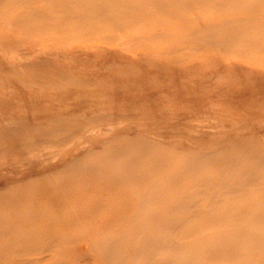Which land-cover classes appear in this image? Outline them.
I'll return each instance as SVG.
<instances>
[{"label": "bare ground", "instance_id": "6f19581e", "mask_svg": "<svg viewBox=\"0 0 264 264\" xmlns=\"http://www.w3.org/2000/svg\"><path fill=\"white\" fill-rule=\"evenodd\" d=\"M39 4L0 0V93L7 82L2 75L31 88L44 74L49 63L33 58L36 37L44 30H57L49 42L59 44L94 28L182 20L193 10L199 14L189 32L148 38L161 47L154 52L157 58L178 63L212 54L219 61L244 57L264 68V13L219 20L202 13L243 14L261 9L264 0ZM203 19L207 25L195 27ZM6 47L14 50L11 61L27 59L20 63L31 76L27 81L18 76V67L5 71L1 49ZM45 86L57 95L59 107H45L40 118L33 108L25 117L6 114L7 100L0 95V167L11 162L26 175L0 185V264H264L263 144L249 138L233 147L178 154L136 134L111 137L121 121L135 117L87 116L86 104L100 107L105 100L90 93L71 96L117 87L61 71L51 72ZM236 86L261 89L264 79L249 77ZM254 104L244 105L252 110ZM254 112H264V105Z\"/></svg>", "mask_w": 264, "mask_h": 264}, {"label": "rangeland", "instance_id": "374dc122", "mask_svg": "<svg viewBox=\"0 0 264 264\" xmlns=\"http://www.w3.org/2000/svg\"><path fill=\"white\" fill-rule=\"evenodd\" d=\"M34 1L39 4L42 0ZM198 12L190 11L183 15L182 20L163 17L123 29L115 26L109 29L105 26L102 30L94 28L59 44L49 42V39L59 35L57 30L38 33L36 40L39 44L33 58L38 64L44 61L49 64L44 74L37 76L31 88L18 85L15 77L2 75L7 80L0 93L7 100L6 112L3 111L8 115L25 117V111L33 108L40 118L45 107H59L57 95L47 89L45 83L51 72L61 71L70 73L79 80L87 79L104 86L117 87L111 89L100 86L96 90L72 93L71 96L73 98L90 93L95 99L105 100L100 107L95 103L86 104L84 110L87 116L101 117L122 113L135 117L134 122L121 121L118 126L120 131L111 137L137 135L178 154L182 150L233 147L237 140L249 138L264 145V112H260L263 113L261 115L254 112L260 105H264V88L252 90L236 86L240 80L244 81L249 77L264 79L263 67L246 63L244 57H227L224 61H219L209 54L174 63L172 59L157 58L154 54L161 47L148 39L153 33L189 32L194 26L191 19L197 17ZM202 13L213 20L231 16L254 18L264 13V7L243 14L231 12L208 16L207 11ZM205 25L207 23L203 19L195 27ZM108 35L112 39L106 38ZM137 41L144 42L140 44ZM13 52L11 47L1 49V54H6L2 57L6 61L3 65L5 71L18 67V76L23 80L28 79L30 74L20 66L27 59L23 57L20 61H11ZM151 61L158 63V67L150 65ZM249 102H255L250 106L252 110L244 105ZM78 112L83 111L79 109ZM99 141L100 138L97 139ZM95 148H102L100 142ZM11 164L13 163H9L10 167H0L2 187H6L14 179L26 176L22 175V168H14ZM34 171L36 170L26 174L30 175Z\"/></svg>", "mask_w": 264, "mask_h": 264}]
</instances>
